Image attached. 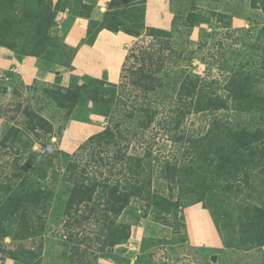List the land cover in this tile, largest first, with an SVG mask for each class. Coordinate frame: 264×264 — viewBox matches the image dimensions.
Wrapping results in <instances>:
<instances>
[{
  "label": "trees",
  "instance_id": "1",
  "mask_svg": "<svg viewBox=\"0 0 264 264\" xmlns=\"http://www.w3.org/2000/svg\"><path fill=\"white\" fill-rule=\"evenodd\" d=\"M146 2L111 0L95 19L79 8L81 0L54 6L51 0H0V46L63 69L72 68L79 46L93 45L102 29L139 39L127 49L118 82L86 75L66 88L43 87L69 119L89 102L106 119L74 152L49 145L54 126L30 105L22 110V125L13 123L5 132L0 146L15 156L0 162V262L40 264L41 250L5 246L41 237L48 225L63 221L61 241H77L70 253L75 263L85 239L75 229L87 221L95 225L91 239L97 247L84 248L82 257L92 258L81 263L97 264L98 254L129 241L130 225L119 220L123 213L138 212L179 232L187 230L184 206L197 203L216 220H235L243 249L264 247V0H251L262 11L260 24L233 27L232 15L213 11L212 20L192 7L174 11L169 30L145 24ZM65 10L90 19L77 47L65 41L70 29L61 37L52 33L57 13ZM204 23L215 30L208 43H197L194 55L179 51L177 39ZM145 37L150 41L140 43ZM195 60L208 74L196 70ZM215 69L224 79L211 76ZM192 115L204 119L199 129L190 128ZM135 141L144 144L131 148ZM164 141L174 153L160 151ZM134 264L156 263L142 255Z\"/></svg>",
  "mask_w": 264,
  "mask_h": 264
},
{
  "label": "rangeland",
  "instance_id": "2",
  "mask_svg": "<svg viewBox=\"0 0 264 264\" xmlns=\"http://www.w3.org/2000/svg\"><path fill=\"white\" fill-rule=\"evenodd\" d=\"M51 1L54 6L55 0ZM169 1L173 15L174 11L176 12L178 9L199 7L205 10L212 20H215L213 11L232 15L233 27H249L263 21L262 11L253 8L251 0ZM110 2L111 0H81L79 8L82 7V10H86L90 18L100 19L103 13L107 11ZM76 18V16H70L68 10L59 11L52 26V33L61 37L66 30L70 29ZM82 18L87 21L88 27L90 19L88 17ZM214 35L215 30L204 23L195 27L189 37H179L175 46L186 55H194L193 52L197 47V43H208ZM237 35L236 33L232 37L230 36L227 41L234 40ZM239 38L242 37L239 36ZM138 40L136 37L128 36L126 43H124V51L127 52V49L131 48ZM149 41V37L140 39L142 44ZM240 44L241 41L237 45ZM106 53L108 55L116 53V46L111 43ZM43 61L52 64L50 61ZM193 65L196 66L199 73H207L205 65L199 60H195ZM78 72L82 73L81 67H78ZM213 75L224 79L223 74L216 69L212 72L211 76ZM85 76L74 78L72 83L84 81ZM102 78H108V75L103 72ZM0 82L8 87V92L0 93V141L11 124L22 125L24 120L22 110L27 105H30L53 124L55 132L51 135L50 140L54 144L49 145L70 153L74 152L90 135L102 130L106 125V119L100 115L98 105L93 102L87 103L84 107H79L77 117L69 119L65 110L58 108L43 91V87L46 86L44 83H34L35 88L28 91L19 87L20 79L17 77L0 80ZM188 122L190 128L196 130L204 124V119L192 115ZM61 128H64V132L61 137H58L57 132ZM159 137H161V133L157 135V138ZM169 143L164 141L163 147L160 148V151L167 155L174 153ZM142 144L138 145L135 141L131 148L137 149ZM41 148L40 144H36L35 149L39 150ZM14 156L13 152L0 146L1 163L11 161ZM8 169H10V166L6 170ZM139 215L138 212L134 214L132 210L122 214L119 220L130 225L131 237L127 243L117 245L113 250L98 254L97 264H134L137 257L142 255H149L150 259L156 264H264V247L243 249L237 232H234V229H236L235 220L234 222L229 221L230 218L226 217L216 220L212 217L210 211L205 208L204 203L184 206L183 215L187 230H179V232H174L170 226L156 222L151 217L141 218ZM65 225L66 223L63 221L48 225L43 236L30 238L19 244H9L10 246H5V249L15 248L20 250L26 248L30 253H38L41 250L39 254L40 264H80L83 260L91 259L92 254L83 257L82 255L84 248H87L88 252L96 251L97 242L91 239L96 235L93 231L95 225L86 221L81 226H76L75 230L82 232L85 239L84 242L80 243V250L75 263L71 262L70 253L73 252V246L77 244V241L73 240L68 244L61 241L62 235L66 233ZM224 240L227 242V246ZM6 242L10 243V238H7ZM0 263L20 264L10 258H5Z\"/></svg>",
  "mask_w": 264,
  "mask_h": 264
},
{
  "label": "crops",
  "instance_id": "3",
  "mask_svg": "<svg viewBox=\"0 0 264 264\" xmlns=\"http://www.w3.org/2000/svg\"><path fill=\"white\" fill-rule=\"evenodd\" d=\"M173 17L169 0H147L145 13L147 26L169 30ZM86 33L87 21L82 17H77L70 27L65 41L70 46L77 47L80 41L86 37ZM128 36L130 35L121 31L115 33L108 29H102L93 45L82 44L79 46L72 61V68L65 71L58 64H48L35 56H22L7 47L0 46V80L17 77L26 85L41 82L48 86L57 85L66 88L78 76L90 75L102 78L104 72L108 75L109 81L118 82L126 55L123 47ZM109 43L116 46L114 56L106 53L110 46ZM77 66L81 67L82 73L78 72ZM209 217L212 220L210 215Z\"/></svg>",
  "mask_w": 264,
  "mask_h": 264
}]
</instances>
